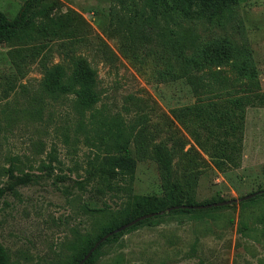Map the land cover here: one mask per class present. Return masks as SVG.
Instances as JSON below:
<instances>
[{
    "label": "rangeland",
    "instance_id": "obj_1",
    "mask_svg": "<svg viewBox=\"0 0 264 264\" xmlns=\"http://www.w3.org/2000/svg\"><path fill=\"white\" fill-rule=\"evenodd\" d=\"M25 1L0 0V9L13 18ZM58 1L82 18L60 34L0 43V172L17 156L15 174L32 176L0 199L10 264H73V250L106 220L90 208L124 197L90 173L95 152L116 148L88 122L92 110L84 120L74 95L44 90L59 65L71 73L86 59L96 70L93 111L121 117L132 134L134 193L162 196L168 178L194 179L201 202L264 188V0H242L224 24L185 19L172 30L138 24L139 0ZM13 180L0 174V186ZM241 211L236 202L126 229L92 264H264V234L252 221L264 201Z\"/></svg>",
    "mask_w": 264,
    "mask_h": 264
},
{
    "label": "trees",
    "instance_id": "obj_2",
    "mask_svg": "<svg viewBox=\"0 0 264 264\" xmlns=\"http://www.w3.org/2000/svg\"><path fill=\"white\" fill-rule=\"evenodd\" d=\"M142 2L140 8L136 9L133 16L140 24V17L145 25L154 23L156 20L163 22L164 27L172 30L180 25L181 20H194L207 18L212 23L224 24L233 14L234 7L242 0H139ZM62 6L58 0H26L20 11L13 18H10L0 9V43L12 42L24 36L34 35H56L66 31L73 26L74 21L82 18L74 10L62 12ZM57 10V11H56ZM96 70L86 59H80L73 72L69 73L65 66H58L56 72L51 73L46 81L44 90L50 97H59L60 94H72L73 105L82 114L85 120L87 112L91 111L87 117L88 122L95 129L107 133V141H114L116 144L115 152L110 150L105 152H95L90 158V173L96 177L101 185H104L111 192L123 190L124 197L114 208H90L94 211L106 214V220L101 223L97 233L88 236V247H80L73 250V264H77L88 250L106 233L115 230L122 224L143 214L164 211L162 214L145 218L134 225L126 228L134 229L142 224H155L158 218L170 216L177 213L188 214L191 212H203L208 209H221L234 205L236 202L211 206L206 208H173L169 207L186 205H197L214 203L217 201L228 200L222 197H212L207 201H198L195 187L191 181L194 179H167L164 185L165 190L162 196L141 195L133 192V181L135 179V160L130 155L129 138L132 134L121 117L106 116L103 111H93L101 100V92L98 88ZM96 130V131H97ZM101 144V143H100ZM98 148L100 146H97ZM157 157L162 162L167 174L171 173L172 161L167 153L162 149L157 150ZM17 156L10 157V166L3 168V172L8 176V180H13L11 184L0 186V199L7 189H13L16 185L27 183L32 179L31 174L23 172L15 174L19 170ZM219 165V164H218ZM221 167V165H220ZM191 183V184H190ZM262 186L254 192L263 190ZM264 201V192L257 193L255 196L239 202L242 207L241 216L245 217L246 207L249 204ZM258 206V205H257ZM253 222L260 224V230L264 234V211L252 219ZM242 229L248 228L246 221L241 219ZM262 224V225H261ZM114 233L104 240L83 264H92L98 257L100 249L109 241L116 239L125 230ZM70 247V246H68ZM0 264H10L9 255L5 246L0 242Z\"/></svg>",
    "mask_w": 264,
    "mask_h": 264
},
{
    "label": "water",
    "instance_id": "obj_3",
    "mask_svg": "<svg viewBox=\"0 0 264 264\" xmlns=\"http://www.w3.org/2000/svg\"><path fill=\"white\" fill-rule=\"evenodd\" d=\"M263 192H264V189L263 190H260L258 192H252V193L246 194V195H244V196H242L240 198H233V199H228V200H224V201H217V202H214V203L197 204V205H186V204H182L180 206H172V207H169L168 208V211H170L173 208H178V207H181V208H199V209H201V208L211 207L213 205L214 206L226 205V204H230V203H233V202H240V201H243V200H247V199L255 196L257 193H263ZM162 213H164V211L143 214L141 216H138V217L132 219L131 221H129V222L125 223V224H122L121 226H119L115 230H112V231L106 233L98 241H96V243L88 250V252L83 256V258L77 264H83L92 255V253L96 250V248L104 240H106L109 236L113 235L116 232L122 231V230H124V229H126V228H128V227H130L132 225H134L135 223H137L140 220H143L145 218H149V217L155 216L157 214H162Z\"/></svg>",
    "mask_w": 264,
    "mask_h": 264
}]
</instances>
